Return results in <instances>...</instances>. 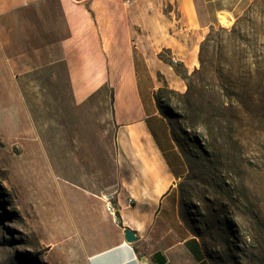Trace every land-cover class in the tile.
Returning <instances> with one entry per match:
<instances>
[{
  "label": "rangeland",
  "instance_id": "obj_1",
  "mask_svg": "<svg viewBox=\"0 0 264 264\" xmlns=\"http://www.w3.org/2000/svg\"><path fill=\"white\" fill-rule=\"evenodd\" d=\"M250 1L213 27L191 94L170 95L169 122L190 151L180 217L213 264H264V0ZM13 70L0 56V264H88L110 230L104 197L115 204L120 187L111 90L79 105L63 69L25 68L19 81Z\"/></svg>",
  "mask_w": 264,
  "mask_h": 264
},
{
  "label": "crops",
  "instance_id": "obj_2",
  "mask_svg": "<svg viewBox=\"0 0 264 264\" xmlns=\"http://www.w3.org/2000/svg\"><path fill=\"white\" fill-rule=\"evenodd\" d=\"M83 1L60 0L58 27V9L43 0H0V56L16 81L25 68L63 69L79 105L107 85L111 90L118 214L114 222L105 211L110 230L88 264H213L180 217L186 163L154 93L164 84L183 91L172 60L194 71L209 30L233 22L251 1L133 0L117 7ZM125 229L136 242H126Z\"/></svg>",
  "mask_w": 264,
  "mask_h": 264
},
{
  "label": "trees",
  "instance_id": "obj_3",
  "mask_svg": "<svg viewBox=\"0 0 264 264\" xmlns=\"http://www.w3.org/2000/svg\"><path fill=\"white\" fill-rule=\"evenodd\" d=\"M213 31V28L210 30V34L206 38L205 41L202 42L200 54H199V63H200V68L195 69L191 74L188 73V71L179 65L180 71L176 69L177 75L186 83L187 86V91L184 94L177 93L176 91L172 90L169 88L168 85L164 84L161 88H159L155 93H154V99L156 101L157 107L162 113V116H164L166 119L171 120V118L174 117V112L171 109V103L172 99L170 98V95H177L179 97H188L191 94L192 87L194 86L195 83V78L201 73V69L203 68L204 61H203V45H205L206 41L208 38L211 36V33ZM166 100V101H163ZM211 107V103L208 104V108ZM168 110V111H167ZM169 126L172 132V137L174 138V141L176 142V145L178 149L180 150L182 156L184 157V160L189 162L190 157V151L187 149L186 141H182L176 134L175 128L172 125L171 122H169ZM22 264H24L23 261H21Z\"/></svg>",
  "mask_w": 264,
  "mask_h": 264
},
{
  "label": "built area",
  "instance_id": "obj_4",
  "mask_svg": "<svg viewBox=\"0 0 264 264\" xmlns=\"http://www.w3.org/2000/svg\"><path fill=\"white\" fill-rule=\"evenodd\" d=\"M172 62L174 64L179 63V61H177L176 59H173ZM104 201H105L106 212L114 219V222H116L118 210L115 204H113V197H104ZM129 202L131 203L132 199H130Z\"/></svg>",
  "mask_w": 264,
  "mask_h": 264
},
{
  "label": "water",
  "instance_id": "obj_5",
  "mask_svg": "<svg viewBox=\"0 0 264 264\" xmlns=\"http://www.w3.org/2000/svg\"><path fill=\"white\" fill-rule=\"evenodd\" d=\"M74 1L80 2L82 0H74ZM124 233H125V237H126V242L128 244H133L134 242H136L137 236H136V234L133 231H131L130 229H125ZM141 264H148V263L145 260H143L141 262Z\"/></svg>",
  "mask_w": 264,
  "mask_h": 264
}]
</instances>
